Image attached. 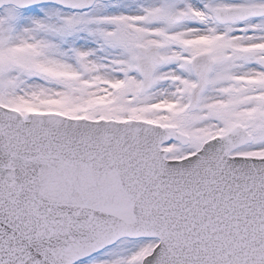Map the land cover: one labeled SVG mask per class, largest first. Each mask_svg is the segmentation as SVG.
Here are the masks:
<instances>
[{"label": "snow or ice", "instance_id": "1", "mask_svg": "<svg viewBox=\"0 0 264 264\" xmlns=\"http://www.w3.org/2000/svg\"><path fill=\"white\" fill-rule=\"evenodd\" d=\"M0 264H264V0H0Z\"/></svg>", "mask_w": 264, "mask_h": 264}]
</instances>
